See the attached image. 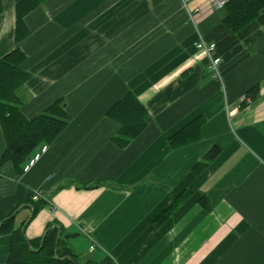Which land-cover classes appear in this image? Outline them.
Returning a JSON list of instances; mask_svg holds the SVG:
<instances>
[{
  "label": "crops",
  "instance_id": "1",
  "mask_svg": "<svg viewBox=\"0 0 264 264\" xmlns=\"http://www.w3.org/2000/svg\"><path fill=\"white\" fill-rule=\"evenodd\" d=\"M2 1L0 57L20 47L31 74L18 91L22 112L32 119L63 99L71 121L34 150L49 147L28 171L0 166V264L12 249L2 232L10 214L28 239L54 227L73 235L96 264H264V9L233 33L216 0H47L25 17L30 35L17 45L19 0ZM202 39L216 44L218 72ZM127 91L148 125L120 148L107 114ZM200 116L202 139L173 149L170 138ZM213 147L218 156L196 172ZM6 149L0 126V162Z\"/></svg>",
  "mask_w": 264,
  "mask_h": 264
},
{
  "label": "trees",
  "instance_id": "2",
  "mask_svg": "<svg viewBox=\"0 0 264 264\" xmlns=\"http://www.w3.org/2000/svg\"><path fill=\"white\" fill-rule=\"evenodd\" d=\"M47 0H19L16 3L15 41L20 44L30 35L25 17ZM227 15L223 21L225 27L233 33H239L255 21L264 9V0H228L225 3ZM3 1L0 0V23L3 13ZM25 53L16 47L0 57V126L3 128L7 149L0 166L12 161L16 167L31 157L41 144L53 143L71 121L63 99L54 102L44 112L29 119L21 110L22 100L18 94L31 74L23 68ZM260 94V87H252L241 102L245 106ZM108 117L120 124L113 142L120 148L127 147L147 127L148 111L133 91H127L108 111ZM206 119L200 116L170 138L173 149H178L202 139V128ZM218 147H213L202 161L196 164L199 172L218 156ZM95 186V185H93ZM92 186V187H93ZM186 190L173 198L171 204L158 216L156 226L164 224L190 196ZM42 203H37V210ZM12 214L4 220L2 232L13 234V243L6 264H96L93 260H84L67 240L73 235L64 234L56 227L49 229L43 239H28L22 228L12 229Z\"/></svg>",
  "mask_w": 264,
  "mask_h": 264
},
{
  "label": "built area",
  "instance_id": "3",
  "mask_svg": "<svg viewBox=\"0 0 264 264\" xmlns=\"http://www.w3.org/2000/svg\"><path fill=\"white\" fill-rule=\"evenodd\" d=\"M228 0H216L215 3L218 7H223L225 5V3ZM198 47L200 49H205L211 58V68L214 72H218L220 69V64L222 62L221 58L219 56H217L215 54V49H216V44L212 43V42H207L205 40H201L198 43ZM48 145H43L38 151H36L26 162L24 170L28 171L29 169H31L42 157V155L44 153H46V151L48 150ZM41 197V193L39 190H34V195L33 198L34 199H39ZM82 231L85 232L86 234H88L87 230L85 227H82ZM96 243L92 242L90 250L93 251L96 249Z\"/></svg>",
  "mask_w": 264,
  "mask_h": 264
}]
</instances>
